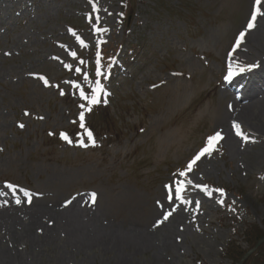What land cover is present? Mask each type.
<instances>
[{
	"label": "rangeland",
	"instance_id": "1",
	"mask_svg": "<svg viewBox=\"0 0 264 264\" xmlns=\"http://www.w3.org/2000/svg\"><path fill=\"white\" fill-rule=\"evenodd\" d=\"M122 2L0 0V264H264L246 239L264 231V0ZM139 40L121 121L66 133Z\"/></svg>",
	"mask_w": 264,
	"mask_h": 264
},
{
	"label": "trees",
	"instance_id": "2",
	"mask_svg": "<svg viewBox=\"0 0 264 264\" xmlns=\"http://www.w3.org/2000/svg\"><path fill=\"white\" fill-rule=\"evenodd\" d=\"M122 1L123 2L121 4L122 6L121 8H122L123 13L130 15L132 18L133 17L132 14L136 10L135 9L136 5L134 4L136 0H122ZM143 45H144V42H142L141 40L137 41L135 44L131 42L128 43V46L126 48V53L124 54L122 61L115 62V65H114L115 68H113L114 70L110 69L111 70L110 73L115 75V74H122L123 72H127L126 70L130 68L132 61L135 60L136 57L142 52L143 47H144ZM103 50L105 49L103 48ZM126 75L129 76L131 74L127 73ZM116 80L117 79H112V89L107 90L104 95H101L100 99L97 100V103L92 107L91 120L88 121V125H87V126H90L91 129L101 128L103 124H108L111 121L115 123H117V121H121V119L119 118L117 114H113L111 112L112 106L110 105V102L114 101L113 99H115L120 94V88L123 87V84L118 83V81ZM79 128L82 129L83 126H79ZM253 229H254L253 227L249 226L247 229V236H246V239H248V237L250 238V240L254 239L252 246L256 244L258 240L264 237V231L258 232L257 228L254 230ZM252 234L255 235L254 237H256V234H257V239L252 238ZM235 244L236 243L235 242L233 243L232 241L227 244L225 252L223 253L224 256L230 255V251L232 250L234 254L237 253V254H240V257L243 256L245 251L241 252L240 248L237 247ZM262 249H264V244L261 245L257 250H255V252L251 255V257L253 255H256L259 252L256 255V257L264 261V251Z\"/></svg>",
	"mask_w": 264,
	"mask_h": 264
},
{
	"label": "snow or ice",
	"instance_id": "3",
	"mask_svg": "<svg viewBox=\"0 0 264 264\" xmlns=\"http://www.w3.org/2000/svg\"><path fill=\"white\" fill-rule=\"evenodd\" d=\"M256 2H257V4H259V3H260V0H256ZM257 15H258V11H257V10H253V12H252V21H253V22L255 21ZM249 27H250V28L252 27V22L249 23ZM243 36H244V33H241L240 38H242ZM73 55H75V54L73 53ZM250 67H251V66H250ZM77 71H79V69H77ZM234 74H235V73H234L233 70L230 68L229 71H228V76H226L225 79H230ZM85 78H87V77H85ZM41 79H44V78L41 77ZM45 83H47L46 80H45ZM100 88H101L100 84L97 83V84H96V87L93 89V95H92L91 97H84V98H85V99H88V100H89V103H91V104H95V103L97 102V99H96V95H95V93H96L97 91H99ZM61 94H63V93H61ZM81 96H82V97L84 96L83 92H81ZM82 107H83V106H82ZM80 119H81V120L84 119L83 112H82L81 115H80ZM233 126L237 128V135H241V133L239 132V126H238V125H235V124H234ZM20 127H24V125L21 124ZM50 134H51V133H50ZM60 135H61V138H62V139H64V140H68V137H67L66 134L61 133ZM88 135H89V137L91 138V133H90V132L88 133ZM220 139H222V136H221V133H220V132H217V133H215L214 135L208 137V138H207V141H206V146H205L204 148H202V149L200 150V152L197 153L196 156H194L193 159H192L191 161H189V163H188V165H187V170L190 171V170L192 169L193 165L196 163V161H198V160H199L202 156H204L205 154H208V153H210L212 150H214V149H213V145H214V143L217 142V141H219ZM93 143H94V141H93ZM82 146H83V145H82ZM186 174H187L186 171H181V172L178 173V175L181 176V177L186 176ZM189 183H191V181H189ZM166 187H167V186H166ZM177 191H179V189H178ZM218 191H220L221 194L223 193V190H218ZM95 197H96V194L93 193V194H92V197H91L93 201H95ZM17 203H19V201H17ZM170 215H171V212H167V213H165V214L163 215V220H167V219L169 218ZM161 222H162V221H157V224H159V223H161Z\"/></svg>",
	"mask_w": 264,
	"mask_h": 264
},
{
	"label": "bare ground",
	"instance_id": "4",
	"mask_svg": "<svg viewBox=\"0 0 264 264\" xmlns=\"http://www.w3.org/2000/svg\"><path fill=\"white\" fill-rule=\"evenodd\" d=\"M130 67H131V66H130ZM253 94H254V93H250L249 95H247V97L252 96ZM247 97H245V99H247ZM10 198H11V196L8 195V194H5L3 197H1V198H0V206H1L2 204H4L5 201L7 202L8 199H10Z\"/></svg>",
	"mask_w": 264,
	"mask_h": 264
},
{
	"label": "water",
	"instance_id": "5",
	"mask_svg": "<svg viewBox=\"0 0 264 264\" xmlns=\"http://www.w3.org/2000/svg\"><path fill=\"white\" fill-rule=\"evenodd\" d=\"M264 241V238L263 239H261L259 242H258V244H260L261 242H263ZM251 253V250L247 253V254H250Z\"/></svg>",
	"mask_w": 264,
	"mask_h": 264
}]
</instances>
